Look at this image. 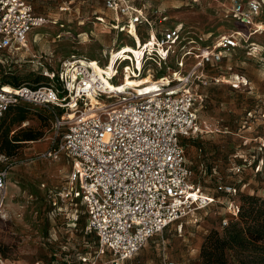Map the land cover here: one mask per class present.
<instances>
[{
    "label": "rangeland",
    "instance_id": "374dc122",
    "mask_svg": "<svg viewBox=\"0 0 264 264\" xmlns=\"http://www.w3.org/2000/svg\"><path fill=\"white\" fill-rule=\"evenodd\" d=\"M60 3L61 0H33L36 14L57 23L49 21L34 27L26 47L10 52L0 49V83L16 77L19 84H45L46 78H41L42 83L33 80L40 74L34 63L38 56H45L46 65L56 70L72 55L102 65L112 48L128 45L133 49L132 39L104 30L96 20V16L109 18L112 14L100 0H75L66 11L58 9ZM151 3L164 11L169 25L182 23L186 31L158 75H170L184 49L194 50L221 34L251 31L227 17L228 0H151ZM251 43L257 45L255 56L245 53ZM242 44L219 64L205 66L200 79L192 68L191 54L184 58L185 67L181 71L182 76L190 73L185 88L195 94L199 126L196 135L183 137L192 171L190 181L202 194L216 198L215 201L192 210L163 232L152 235L135 255L121 264H197L205 235L213 229L222 232L221 222L227 217L226 202L218 197V184L240 185L244 194L264 197V147H259V138L264 135V29L250 35L247 45ZM146 67L156 71L154 63ZM240 76L247 79V84L237 87L233 83L237 84ZM120 77L121 71L113 81L118 83ZM20 105L25 118L16 120L13 109L2 118L0 145L5 128L9 138L20 128L28 127L41 135L20 142L10 153L0 149V156H4L0 158V168L8 170L5 203L9 212L8 219L0 221L1 261L110 264L111 254L107 250L100 252L96 235L86 229L82 200L73 196L69 180L72 161L65 153L57 160L39 157L49 146L60 142L64 128L56 134L54 113L64 110L27 102ZM237 166L240 172L235 170ZM229 256L232 257V251Z\"/></svg>",
    "mask_w": 264,
    "mask_h": 264
},
{
    "label": "built area",
    "instance_id": "2783aa9c",
    "mask_svg": "<svg viewBox=\"0 0 264 264\" xmlns=\"http://www.w3.org/2000/svg\"><path fill=\"white\" fill-rule=\"evenodd\" d=\"M72 1L61 0L58 9L68 10ZM100 1L112 14L109 18L96 16V20L104 30L132 39L138 53L123 52V45L112 48L107 61L100 63L102 67L110 65L109 76L86 57L72 55L51 70L47 58L38 56L34 63L47 82L34 86L0 83V120L8 107L21 102L64 110L54 113L56 134L64 128L60 142L39 157L57 160L65 153L70 158L69 180L73 196L85 206L86 229L96 235L99 251L111 254L110 264H121L152 235L215 201L190 181L192 171L183 137L196 135L199 126L195 94L185 88L190 73L181 75L184 58L193 55L196 78L203 77L205 66L219 64L240 42L247 45L250 35L264 29V0H228L227 17L251 31L221 34L194 50L184 49L170 75L157 73L183 40V24L169 25L168 16L151 0ZM49 21L57 23L36 14L33 0H0V49L10 52L26 47L30 31ZM256 51L257 45L251 43L245 53L255 56ZM149 63H154L156 71L146 67ZM119 71L118 83L127 76L145 74L157 86L144 92L126 89L109 93L104 78L116 84L113 80ZM160 79L165 82H157ZM236 81L233 85L237 87L247 84L244 76ZM91 96L98 104L91 101ZM259 147H264V135L259 138ZM235 170L240 172L241 168ZM7 175V168H0V221L9 217L5 203ZM240 188L234 184L217 186L221 192L218 197L226 202L227 209L222 227L238 212L236 194Z\"/></svg>",
    "mask_w": 264,
    "mask_h": 264
},
{
    "label": "trees",
    "instance_id": "16d2710c",
    "mask_svg": "<svg viewBox=\"0 0 264 264\" xmlns=\"http://www.w3.org/2000/svg\"><path fill=\"white\" fill-rule=\"evenodd\" d=\"M41 75L37 74L33 80L42 83L41 78L45 77ZM29 77L30 75L26 80H29ZM3 83L19 85L16 77ZM12 109L16 120L25 118V110L20 104L8 107L2 118L4 116L6 118ZM8 133V129L5 128L1 134L0 149L5 153L12 152L20 142L37 139L41 135L30 127L20 128L10 138ZM243 191L241 188L238 189L236 194L238 212L235 216L229 217L223 231L213 229L205 235L200 245L197 264H264V197L244 194ZM230 251L232 257L229 256Z\"/></svg>",
    "mask_w": 264,
    "mask_h": 264
},
{
    "label": "bare ground",
    "instance_id": "6f19581e",
    "mask_svg": "<svg viewBox=\"0 0 264 264\" xmlns=\"http://www.w3.org/2000/svg\"><path fill=\"white\" fill-rule=\"evenodd\" d=\"M123 48H124L123 52H128V53L134 52L135 54H137L136 53L137 50L135 47H133V49H132L130 46L127 45L126 47H123ZM94 66L96 69L103 70L104 72H106L108 76L112 74L111 69L104 68L97 63H94ZM109 68H110V65H109ZM157 82L164 83L165 80L160 79V81H157ZM104 86H105V89L109 93L110 92H122L126 89H132V90H135L138 92H144V91L150 90L152 88H155L157 86V84H156L155 80L150 79V77H148L144 74V75H141L138 77H128L127 76L124 81H121V82L116 83V84H114V83L110 82L109 80H107L106 78H104ZM91 101L94 103L96 102V100L92 96H91ZM96 104H98V102H96Z\"/></svg>",
    "mask_w": 264,
    "mask_h": 264
}]
</instances>
